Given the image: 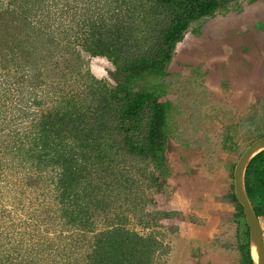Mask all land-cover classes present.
Instances as JSON below:
<instances>
[{
  "label": "trees",
  "instance_id": "16d2710c",
  "mask_svg": "<svg viewBox=\"0 0 264 264\" xmlns=\"http://www.w3.org/2000/svg\"><path fill=\"white\" fill-rule=\"evenodd\" d=\"M241 9V0H0V190L18 205L55 172L38 220L54 219L81 237L76 246L59 236L10 246L2 235L26 223L1 207L0 264H156L168 253L160 222L174 213H153L149 194L166 188L171 143L186 129L169 123L172 84L159 79L176 76L168 68L191 30ZM94 58L114 70L97 78ZM201 106L193 142L209 116ZM251 111L239 118L244 136L230 126L245 150L264 138V108ZM230 144L223 150L239 154L242 146ZM20 173L28 179L12 186ZM245 186L263 219L264 152L251 161ZM227 199L236 209L238 264H254L234 189Z\"/></svg>",
  "mask_w": 264,
  "mask_h": 264
},
{
  "label": "rangeland",
  "instance_id": "374dc122",
  "mask_svg": "<svg viewBox=\"0 0 264 264\" xmlns=\"http://www.w3.org/2000/svg\"><path fill=\"white\" fill-rule=\"evenodd\" d=\"M248 1L249 0H241L242 7L244 6L243 3ZM254 1L250 0V2ZM261 1L262 2L260 4H257L253 9H251V11L245 12V14H247L246 19H249V17H253L254 12H264V0ZM235 12L237 14H239V12L241 13V11L238 10H236ZM228 15L231 17V13H229ZM219 19L222 18H220L219 16ZM252 20H250V22ZM208 22L209 19L203 22L201 26H199V29L194 28V31L191 30L189 32L192 33L193 36L189 37V40L186 44L192 47L194 43V45L197 46L196 51L198 52L201 51L206 53V50L201 47V42L206 39V37L201 38V30L202 27L206 25L205 29H203V32H208L210 34L211 27ZM194 54L196 53L194 52L193 55ZM192 58L193 63L196 65H193L192 62L179 63L180 65H175L173 71L171 72V74H174L176 76L171 75L165 79H159V82L163 83L165 86L168 84H172L171 90L168 91L171 95L170 103L172 104V108L170 111L171 120L169 123L171 125H174L176 120H180L184 124V126H181V129H186L184 133L182 131H178L177 135L182 136L175 138L176 140L179 139L178 141H174L176 143L172 142L173 140H171L172 143L170 146V151L168 152L170 157L169 161L171 160V162L169 163L173 165V173L177 174L176 181L173 179L172 181L175 182V186L177 188H181L182 186L179 187V184H186V182H183L182 180L185 179L179 178L178 175H183L185 173V170L187 171V168L189 167V165L184 166V163H186L187 161V163L189 164L190 161V163H194L195 166H197L196 164H198L200 167L199 172H201V174H208V172L210 173L208 174L210 175V178L208 180H204L201 183L199 182L197 187L199 190V192L197 191L198 194L200 193L205 196L207 194V190L211 189V191H214L215 189H217L219 184L220 188L223 186L222 180L224 179V175L223 177H219L216 175V172H224L223 170L228 169V166L231 165V163L236 167L241 157L240 154H243L245 150L244 145L242 146V143H240L239 138L241 137L238 138L237 136L235 138L237 133L236 128L230 126L218 128V123L215 122V119L217 117L216 115H219L218 117L219 119H221L220 121H223L225 123L227 120H229L228 124H231L232 122L237 123V128L239 129L238 131L240 133V136L241 134H243L244 136V132L242 131V129L246 128V126L244 127L245 124H242L239 118L241 116L245 118L249 114L252 115L254 112H252L251 110L254 109V106L258 109L264 108V97L258 95V92L260 91L252 93L250 95L252 98L251 109L246 106L245 110L242 109V115L239 116V113L236 112L237 109H235V107L231 105L229 99L227 100L226 98L222 97L223 93L219 89L221 86L219 88L207 86V73L205 66H200L198 64L200 63V61L199 59H197V57ZM95 60L99 61L102 64L108 62L104 59L99 58H94L93 60H91L90 68L92 70V73L97 78L102 79L107 76L109 69H104L98 65H94L93 62ZM186 64H189L192 70L194 68H196L197 70L198 68H200V72H198V74L201 75V78L198 79V76H192V70H185L183 67H181V65ZM110 66L111 65H109V67ZM224 83L226 86V82ZM261 87L262 88L259 87V90L263 89L262 94H264V88L263 86ZM179 90L182 91L181 97L176 96ZM197 92H199L200 95L195 94ZM167 99H169V96L162 101L165 102ZM201 105L207 106L205 111L209 116L205 118V120H207L206 123H203L204 125L202 124V128L198 130L197 136H199V138H195L193 142L191 141V129L196 127L195 124L197 125L200 121L202 122L201 114L203 112L200 110L202 107ZM205 120L203 122H205ZM206 137L211 138V140L209 141ZM173 138L174 137H172V139ZM185 141H188L187 146L184 145ZM224 143H231L230 145L238 144V146L240 144L242 146L239 149L240 153L229 154L228 152H225L223 150ZM234 169L235 168H233V170ZM233 170L230 171L231 179L232 173L234 174ZM54 173L53 171H49L47 172V174H45V176L41 177V180L38 182L36 192L34 191L32 193L31 191H28V194L21 201L19 199H16L15 203H18V205L13 203V194L10 190H4V195L3 191L0 190V208L7 207L9 211H12L13 217L17 220L18 224L26 223L25 225H17L13 232L2 235L3 242L7 243L8 241L11 246L12 243L14 245L17 242L16 240L22 239L24 244L28 246L31 245L32 242L44 244L47 241V238L55 239L59 236L61 237V239L71 237L73 239V245L76 246L81 238L78 233L66 230L64 226H62L58 221L54 219H47L45 223H42V221H44L43 219L38 220V212H41L45 209L47 205L46 203L51 197L50 195H48L47 186H49V183H51L50 181L53 179ZM18 176L19 178H15L14 182H11L12 186H17V180L18 183H25L26 179H28L29 177L28 174L25 176L23 173H20ZM35 178L36 177H34V179ZM173 189L169 190L167 193H173ZM157 191L158 190H153L149 194L153 199V202L148 206V208L153 211V213L158 212L153 208V205L156 201L155 197L153 196ZM216 194L217 193L213 194V197ZM220 196L221 198L223 197V200H225V198L227 197L225 192ZM224 203L225 204L223 206V209L225 210L221 213L219 225L214 227L211 231H207V233L204 229L201 228L200 232L198 230V234H201L198 235V237H192L193 232L190 225H185L183 227L179 224V222H181L182 225L183 223L185 224L184 219H182L179 214L174 213V219H170V217H168V221H165L166 219H162L160 222L162 225V229H160L161 232H159V237H163L164 245L168 248V253L160 257V259H158V263L156 264H238L239 260H237L236 253L234 252V249L237 246V238L234 234L236 231L235 223H233L236 209L231 203ZM167 204H169V202ZM35 211H37V213ZM204 221L206 220H203L202 217L197 221V224L200 223L201 225L199 227H205L206 222ZM260 223L264 234V218L260 220ZM10 227L11 226L7 225L3 228L6 229ZM136 228L144 233L142 227L136 226ZM91 237V235H88L86 236V239H90ZM9 239L11 240L9 241Z\"/></svg>",
  "mask_w": 264,
  "mask_h": 264
},
{
  "label": "water",
  "instance_id": "95a60500",
  "mask_svg": "<svg viewBox=\"0 0 264 264\" xmlns=\"http://www.w3.org/2000/svg\"><path fill=\"white\" fill-rule=\"evenodd\" d=\"M261 2V0H255L251 4L254 8ZM245 12L247 11L244 7L243 15ZM250 20L252 21L250 22ZM208 23L211 27L210 34L203 32L206 25L201 30V38L206 37L201 42V47L206 50V53L196 51L197 46L194 43L192 47L186 44L189 37L193 36L192 33H189L178 45L176 56L170 64L168 72L171 73L175 65L179 63L192 62L193 65H196L193 63L192 57H197L200 61L198 64L206 68L207 86L219 88L226 82L233 89L237 98L246 97L245 99H247V96L258 91H260L258 95L264 97L263 89L259 90V87L262 88L261 86L264 88V12H254L253 17H249V19L235 15L228 20H219V15H217L215 18L209 19ZM194 52L196 54L193 55ZM93 64L110 71L114 70L111 66L109 67V63L102 64L95 60ZM262 152H264V138L256 140L247 147L234 171L235 195L244 209L249 227L250 250L254 264H264V234L246 191L245 176L251 161Z\"/></svg>",
  "mask_w": 264,
  "mask_h": 264
},
{
  "label": "crops",
  "instance_id": "0c3cea01",
  "mask_svg": "<svg viewBox=\"0 0 264 264\" xmlns=\"http://www.w3.org/2000/svg\"><path fill=\"white\" fill-rule=\"evenodd\" d=\"M233 103L231 105L237 109L236 112H238L239 116L242 115V109L245 110L246 106L251 109L252 106V98L251 96H247V99L243 98L241 99L240 97H236L235 93H233ZM236 114V113H235ZM215 122L218 123V128H222L225 126H231L235 125L236 123H231L228 124V121L223 122L220 121L218 115H216ZM225 119V118H224ZM171 162V160H170ZM184 166H188L187 171L185 170V173L183 175H178L179 178L185 179L182 180L183 182H186V184H179V187L182 186L181 188H177L175 186L176 177L177 174L173 173V165L169 163V167L173 175L168 179L167 181V186L165 189L158 190L157 192L154 193L155 197V204L153 205V208L155 211L158 212H163V214H169V213H176L181 216L182 219H184L185 224L179 222L181 226L185 225H190L191 230L193 232L192 237H198V230L200 232L201 228L207 231H211L214 227L218 226L220 223V218H221V213L225 210L223 209L224 202H228V195L230 194L231 190L234 189V182L233 179H231V173L230 171L233 170V165L228 166V169L223 170L224 172H216V175L219 177H223V186L220 188V184L218 185L217 189L214 191H211V189L207 190V194L204 196L202 194H198V183L203 182L204 180H208L210 178V174H201L199 172L200 167L198 164L195 166L194 163H184ZM230 168V169H229ZM235 171V169H234ZM180 172V171H179ZM181 173V172H180ZM187 179V180H186ZM221 179V178H220ZM202 180V181H200ZM181 181V180H179ZM233 184V188H232ZM175 186V187H174ZM196 186V187H195ZM174 188V189H173ZM223 188V189H222ZM173 189V193L171 192L168 194L167 192L169 190ZM195 190V191H194ZM198 191V192H197ZM226 193V198L223 200V197L221 198V194ZM217 193L214 197L213 194ZM169 202V204H167ZM205 219L206 225L205 227H199L201 226L200 223L197 224V221L200 220V218ZM174 219L173 216H170V219ZM169 218H166L165 221H168ZM164 221V222H165ZM183 221V220H182ZM199 227V228H198ZM209 233V232H208ZM207 235V234H206Z\"/></svg>",
  "mask_w": 264,
  "mask_h": 264
},
{
  "label": "flooded vegetation",
  "instance_id": "af4514ba",
  "mask_svg": "<svg viewBox=\"0 0 264 264\" xmlns=\"http://www.w3.org/2000/svg\"><path fill=\"white\" fill-rule=\"evenodd\" d=\"M254 1V0H253ZM243 7H242V9H241V13L239 12V14H237L235 11L236 10H234V11H230V12H228V13H226V14H219V16H220V18H222V19H227L228 20V18H232V16L233 15H239L240 17H242L243 19H245L246 18V15L247 14H244L243 15V8L245 7V11H251V9L253 8V6H252V4H251V2H250V0L248 1V2H245V3H243ZM229 13H231V17L228 15ZM236 18V17H235ZM220 20V19H219ZM245 23H246V21H244ZM199 28V27H198ZM194 31V30H193ZM180 65V64H179ZM181 67H183L185 70H192V68L190 67V65L189 64H186V65H181ZM198 72H200V68H198V70L196 69V68H194L193 70H192V73H198ZM221 87L219 88L220 89V91H222V93H223V96L222 97H224V98H226L227 100L229 99V101H230V103H233V93H234V91L232 90V89H230L229 88V86H228V84L226 83V86H225V83H223V84H221L220 85ZM232 90V91H231ZM234 104V103H233Z\"/></svg>",
  "mask_w": 264,
  "mask_h": 264
}]
</instances>
